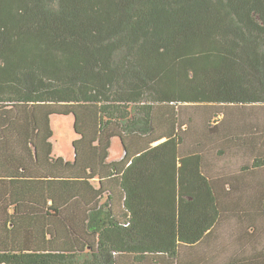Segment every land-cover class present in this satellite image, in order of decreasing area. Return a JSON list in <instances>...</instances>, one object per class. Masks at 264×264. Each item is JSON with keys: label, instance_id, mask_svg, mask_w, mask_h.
Masks as SVG:
<instances>
[{"label": "trees", "instance_id": "trees-1", "mask_svg": "<svg viewBox=\"0 0 264 264\" xmlns=\"http://www.w3.org/2000/svg\"><path fill=\"white\" fill-rule=\"evenodd\" d=\"M52 114L74 115L72 161ZM233 145L264 167V0H0V264H217L197 252L226 233L248 251L261 234L203 171Z\"/></svg>", "mask_w": 264, "mask_h": 264}, {"label": "crops", "instance_id": "crops-1", "mask_svg": "<svg viewBox=\"0 0 264 264\" xmlns=\"http://www.w3.org/2000/svg\"><path fill=\"white\" fill-rule=\"evenodd\" d=\"M162 140L155 142L154 145L160 143ZM231 148H233V150H229V153L223 158L210 160L209 162L207 160L203 165V171L214 181L215 188L212 192L213 194L219 195L221 197L223 212L246 213V216H248L249 219L252 218V220H250V231L258 233L257 235L260 233L261 235L259 236H262V238L260 242L256 241L254 244H246L249 250L242 252L236 250L239 246L236 242L238 239L235 236L226 233L222 237L218 238L222 251L210 252L198 250V259L204 260L213 257L217 261H221L217 262V264H227L226 261L235 259L236 257L241 259H264V251L263 253L258 252L264 249V167L253 168L251 166L253 163L252 158H242L240 148L239 151L234 145ZM259 148L260 146H258V144L255 146L251 145L250 155H260L262 152L258 151ZM125 152L126 151L124 150L122 157L119 159L110 160V158H108V162L119 161L123 159ZM249 164L251 168L246 169L245 167ZM127 165H129V163L123 166L120 164L118 167L114 168V171L117 173L120 168L126 167ZM93 182L97 184V178L93 180ZM113 189H115L117 194L122 193L119 184H115V180ZM227 196H235V200L228 199ZM119 197L120 195L118 198ZM227 228L228 227L225 228L226 231ZM256 228L257 230L255 231ZM207 239H205L202 244L208 243ZM153 258L156 257H150L149 260ZM152 264L161 263H158L156 260H154Z\"/></svg>", "mask_w": 264, "mask_h": 264}, {"label": "rangeland", "instance_id": "rangeland-1", "mask_svg": "<svg viewBox=\"0 0 264 264\" xmlns=\"http://www.w3.org/2000/svg\"><path fill=\"white\" fill-rule=\"evenodd\" d=\"M194 107L201 106H193L191 108L193 110L200 111V108L196 109ZM219 119H221V116L219 117ZM233 119L236 121H244V119L252 121L254 117H246L244 119H240L239 117L234 116ZM74 121L75 118L73 114L51 115V127L54 131L53 137L51 139L53 143V153L55 155L62 156L67 160H72L75 157V149L73 146V142L76 139V130L74 127ZM123 153L124 148L120 138H115L110 148V160L119 159L120 157H122Z\"/></svg>", "mask_w": 264, "mask_h": 264}]
</instances>
